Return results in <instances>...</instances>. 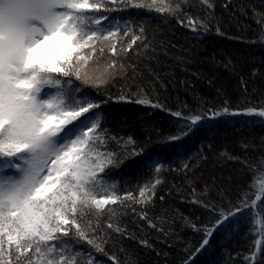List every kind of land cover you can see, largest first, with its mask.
<instances>
[{"label":"trees","instance_id":"16d2710c","mask_svg":"<svg viewBox=\"0 0 264 264\" xmlns=\"http://www.w3.org/2000/svg\"><path fill=\"white\" fill-rule=\"evenodd\" d=\"M210 4L188 0L175 15L147 8L108 13L105 29L118 24L142 42L126 57H112L105 45L104 55L90 61L87 77L82 69L81 80L64 78L80 89L72 95L100 105L93 111L108 149L119 153L104 174L114 191L140 199L141 188L152 189L146 204L109 206L111 213L100 220L107 233L100 240L104 253L81 241L79 260L90 251L96 264H113L109 257L119 264H253L254 255L264 264V205L257 200L264 183V118L245 114L264 110V0ZM189 16L204 27L186 26ZM113 59L117 67L106 73ZM133 147L143 152L132 156ZM142 214L148 219L141 220ZM108 222L125 235L108 229ZM205 238L209 243L201 248Z\"/></svg>","mask_w":264,"mask_h":264},{"label":"snow or ice","instance_id":"6c2138e0","mask_svg":"<svg viewBox=\"0 0 264 264\" xmlns=\"http://www.w3.org/2000/svg\"><path fill=\"white\" fill-rule=\"evenodd\" d=\"M187 3L188 0L175 4L170 0H0V264H96L90 251L86 261L79 260L83 253L77 246L84 241L96 252L104 253L100 240L107 233L100 220L105 213H111L109 206L151 201L148 193L152 189L148 187L139 190L137 199L132 193L118 195L114 185L108 183L104 174L119 153L108 149L106 130L93 111L100 105L72 95L80 89L64 78L81 80L82 69L87 77L90 61L104 55L105 45L112 57L119 52L126 57L137 42H142L141 35L128 28L121 30L118 24L105 29L108 13L147 8L175 15ZM201 3L212 6L210 0ZM197 23L204 27L203 22L189 16L186 26L196 31ZM126 37H130L127 42ZM116 67L113 59L105 72ZM120 68L124 65L120 64ZM45 88L54 92L42 96ZM245 114L264 118V110L248 109ZM199 119L192 117L191 123L195 125ZM127 143L134 142L129 138ZM142 152L133 147L131 155ZM8 170L16 175H4ZM260 188L262 194L257 200L264 205V183ZM244 203L247 205V200ZM253 205L260 211L255 201ZM248 210L252 213V205ZM140 219L148 217L142 214ZM149 226L157 227L152 223ZM106 227L125 235L124 229L111 222ZM212 232L206 229V237H211ZM142 243L147 246L146 241ZM208 243L205 238L201 248ZM259 255L264 256V244ZM109 259L119 264L115 257ZM253 264H259L255 255Z\"/></svg>","mask_w":264,"mask_h":264},{"label":"rangeland","instance_id":"374dc122","mask_svg":"<svg viewBox=\"0 0 264 264\" xmlns=\"http://www.w3.org/2000/svg\"><path fill=\"white\" fill-rule=\"evenodd\" d=\"M46 94H51L50 91H45L42 93V96L46 95ZM4 175H16V173L13 170H8V172L4 173Z\"/></svg>","mask_w":264,"mask_h":264}]
</instances>
